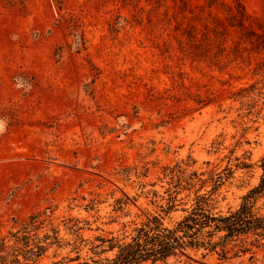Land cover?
Instances as JSON below:
<instances>
[{
	"label": "rangeland",
	"instance_id": "obj_1",
	"mask_svg": "<svg viewBox=\"0 0 264 264\" xmlns=\"http://www.w3.org/2000/svg\"><path fill=\"white\" fill-rule=\"evenodd\" d=\"M222 1L0 0V237L37 213L31 232L62 239L40 264H109L147 219L189 213L195 172L224 177L213 212L240 205L264 171V48ZM204 251L167 264L240 260Z\"/></svg>",
	"mask_w": 264,
	"mask_h": 264
},
{
	"label": "trees",
	"instance_id": "obj_2",
	"mask_svg": "<svg viewBox=\"0 0 264 264\" xmlns=\"http://www.w3.org/2000/svg\"><path fill=\"white\" fill-rule=\"evenodd\" d=\"M219 2L207 0L211 11L220 8ZM222 2L234 24L248 31L257 47L264 48V26H252L251 15L243 1ZM209 173L203 178L195 172L198 179L187 180L188 188L198 183L199 187L194 189L196 195L191 210L175 226H166L161 216L147 219L136 228L131 240L118 243V251L109 264H167L170 256L186 253L189 248H203L204 255L217 254L221 261L240 258L237 264H245L246 255L250 262L256 261L257 254L264 249V205L257 204L264 198V171L260 182L243 195L240 205L225 213L212 211L214 194L224 183V177L212 170ZM182 180L180 178L178 184L181 185ZM209 182L212 187L201 193ZM37 215L32 213L23 219L21 229L0 237V264H40L52 245L61 246L62 239L57 231L43 237L31 232L38 228Z\"/></svg>",
	"mask_w": 264,
	"mask_h": 264
}]
</instances>
